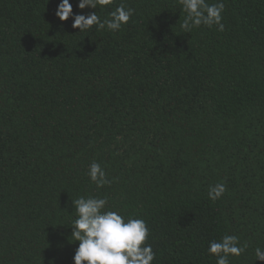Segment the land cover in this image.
Wrapping results in <instances>:
<instances>
[{
	"label": "trees",
	"instance_id": "16d2710c",
	"mask_svg": "<svg viewBox=\"0 0 264 264\" xmlns=\"http://www.w3.org/2000/svg\"><path fill=\"white\" fill-rule=\"evenodd\" d=\"M121 2L134 9L122 30L81 32L55 17L59 0H0V264H73L81 195L145 219L153 264H216L208 241L224 233L249 243L231 264H252L264 246V0H224V31L191 33L178 0ZM93 161L111 184L89 180Z\"/></svg>",
	"mask_w": 264,
	"mask_h": 264
},
{
	"label": "clouds",
	"instance_id": "9594fccd",
	"mask_svg": "<svg viewBox=\"0 0 264 264\" xmlns=\"http://www.w3.org/2000/svg\"><path fill=\"white\" fill-rule=\"evenodd\" d=\"M186 13L180 28L184 33L200 27H216L219 32L224 31L222 13L225 10L224 0L208 3L207 0H178ZM116 0H78V9H95L87 14L74 13L69 0H59L54 15L60 21L72 19L71 27L81 32H87L95 26L100 30L119 32L128 24L134 15V9L126 7L123 2L116 4L108 16L101 19L97 14L98 8H110ZM87 176L96 187L103 188L111 184L100 163L93 161ZM223 183H217L208 190V198L215 202L225 193ZM75 208L76 218L71 226V236L78 242L72 257L73 264H153L156 253L150 243L149 226L143 218L128 217L118 210L108 208L106 196H79L71 200ZM249 250V243L242 242L236 234L224 233L219 239L208 241L207 252L215 257L216 264H231L230 257H241ZM255 261H264V246L256 245L252 250Z\"/></svg>",
	"mask_w": 264,
	"mask_h": 264
}]
</instances>
